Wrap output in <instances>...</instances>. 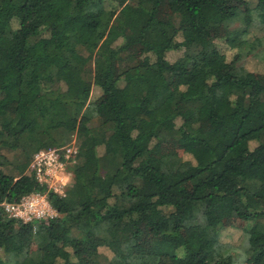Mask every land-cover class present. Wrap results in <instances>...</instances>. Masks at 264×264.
Here are the masks:
<instances>
[{
  "label": "trees",
  "instance_id": "trees-1",
  "mask_svg": "<svg viewBox=\"0 0 264 264\" xmlns=\"http://www.w3.org/2000/svg\"><path fill=\"white\" fill-rule=\"evenodd\" d=\"M257 25L264 0H0V264H264ZM73 135L60 194L29 164ZM34 191L56 216L6 213Z\"/></svg>",
  "mask_w": 264,
  "mask_h": 264
},
{
  "label": "built area",
  "instance_id": "built-area-1",
  "mask_svg": "<svg viewBox=\"0 0 264 264\" xmlns=\"http://www.w3.org/2000/svg\"><path fill=\"white\" fill-rule=\"evenodd\" d=\"M76 152L77 145L74 141L64 145L39 148L33 153L29 168L40 182H45L55 192L64 194V187L69 181L66 163ZM3 205L9 216L22 223L57 215L45 192H30L22 195L17 201H6Z\"/></svg>",
  "mask_w": 264,
  "mask_h": 264
},
{
  "label": "rangeland",
  "instance_id": "rangeland-1",
  "mask_svg": "<svg viewBox=\"0 0 264 264\" xmlns=\"http://www.w3.org/2000/svg\"><path fill=\"white\" fill-rule=\"evenodd\" d=\"M253 1L254 0H251V2H253ZM249 31H250L249 36L252 35V34H255V33L256 34H262V33H264V26H261V25L251 26V27H249ZM260 49H262V47ZM259 54L260 55H258V54H256V55H253V54L246 55V56H244L242 58V62L248 68H250L252 70H255L257 72H263L264 73V58L262 57V56H264V52L262 50H260ZM168 58L170 60H173L175 58V53L173 51H170L168 53ZM172 86L173 87H178L177 80L172 84ZM98 93L99 92H98V90H96V88L92 89V97H96ZM74 140H75V138H74V135H73L71 141H74ZM178 152L181 153L182 150L180 149V150H178ZM241 225H242V221L240 219H238V218H234V219L229 218V219H227L225 224H224V226L220 229V232H219L221 239L223 241L229 240V238L231 237V233H233L235 231L236 227H240ZM146 232H148L147 233L148 234L147 238H150L149 231H146ZM140 241H142V240H140ZM0 256L1 257L5 256V253H4L3 250H0Z\"/></svg>",
  "mask_w": 264,
  "mask_h": 264
}]
</instances>
